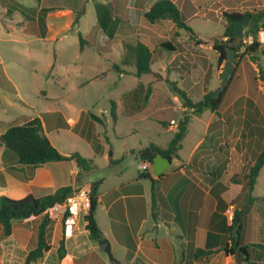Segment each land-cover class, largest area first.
I'll list each match as a JSON object with an SVG mask.
<instances>
[{
  "label": "crops",
  "instance_id": "1",
  "mask_svg": "<svg viewBox=\"0 0 264 264\" xmlns=\"http://www.w3.org/2000/svg\"><path fill=\"white\" fill-rule=\"evenodd\" d=\"M113 1L107 0V3L102 4L113 3ZM155 1L147 0L144 4H139L138 8L132 3L127 4L126 1H123V10L119 20L127 23L133 22V24L142 22L145 23L143 27L154 25L156 27L155 32H157V28H160L170 33V39H164L155 33L150 26L151 32L154 33V38L158 42L154 47L157 45L163 47L161 41H167L172 46V49H170L171 56L168 57L166 63L161 65L159 70L161 72H178L181 78L178 85H181L185 94L196 102L205 93L211 91L207 90L205 85L207 77L209 79L215 78L221 84V73L225 61L218 63L217 52L213 48L214 39L205 44L200 41L197 43L198 40L191 39L193 41L191 46L189 42L179 39L181 35L179 31L178 36L174 35L176 26L172 20L161 19L153 23L146 20L144 22L143 12ZM172 1L182 14L186 11L195 15L199 9L203 10V16L206 18L224 19V21V12H256L264 7V0ZM56 8L43 7L41 9L44 12H46L45 9H49V14L50 11ZM186 19L187 17H185ZM44 23V32L41 31L43 32L41 36L48 33L46 16H44ZM96 26L100 28L98 17ZM103 26L106 30L115 28L114 21L108 19V17L104 19ZM118 27L119 25L116 29ZM141 28L137 39H141L140 41L152 50L151 46L142 39ZM105 33L103 32V34ZM260 33V35L257 33V40L260 43L259 50L261 54L259 55H262V61L251 60L249 54H245L240 60L235 59L234 71L229 76L217 112L206 109L199 115H193L192 109L184 107L178 95L171 96L180 111H182V117L186 114H190L191 117L180 148L177 150V156L170 159V164L163 175L156 176L152 171L151 163L147 168L146 172L151 173V177L157 180L158 185L154 206L156 217L152 215V180L140 177L139 174L143 172L141 169L133 177L121 178L120 176L117 184L105 193L99 192L100 186L104 185V181L101 180L98 187L97 208L100 206L106 214L104 229L96 216L95 218L103 236L110 240L112 250L115 244L122 247L123 259H118L119 264H264V198L260 193H257L256 196H252V199H250V204L255 202L253 207L246 203L248 195L246 175L255 158L264 148V100L259 99L264 91L263 82L258 77V64L264 72V29ZM109 39L111 42V38ZM218 39L225 40L226 37L222 35ZM242 39L246 44L252 41L251 36H243ZM205 48H210L215 52V67L212 58H207L201 51ZM155 59L152 50L151 66ZM246 62L255 71L256 82H250ZM211 72H213V77ZM141 85L140 82L138 87L142 88ZM177 88L180 89V87ZM156 93H159L160 96L158 90L151 89L142 110H145L147 105L152 104L153 96ZM198 95L201 96L199 99H193L194 96ZM164 96L163 99L159 97L158 103L162 104L169 101V98L165 96L164 99ZM160 107L159 104L155 106L156 109ZM207 112L210 113L207 115ZM204 115L206 116L204 117ZM171 120L174 122L170 123ZM160 121L165 122L166 120L160 119ZM178 122L173 118L167 121L168 129L172 130L173 135L165 145L152 143L167 147L178 129ZM67 123L70 125L75 124L71 118H67ZM255 138L256 142L252 143L251 141ZM258 139H260L259 144ZM7 150L4 146L0 147V160L3 163H5L3 157L7 155ZM142 162L145 161L141 160ZM141 163H139L138 169ZM43 165L44 167L55 165L54 172L49 169L46 173V180L49 182L47 184L53 185L55 181L59 182L57 185H53L54 187L72 184L70 178L66 179L67 174L69 176L74 173L80 174L79 168L73 159L47 162ZM5 166L10 165L5 163ZM36 169L33 171L35 174ZM263 170L264 166L261 168L256 181ZM83 183L85 184V182ZM43 184L44 181L41 182V187H43ZM84 184L75 185L72 190ZM5 188H3V191L6 192L5 194L8 197L20 198L29 193L39 197L29 189L19 192L15 189V186L7 185ZM241 209L244 214L242 215L239 247L246 249V253H241L238 250L235 254L227 253L223 248L227 242L229 243L228 248L231 247L228 226L232 221L234 211ZM39 215L42 216L43 213ZM39 215L13 221L11 234L0 239V264H25L26 255L35 246L37 238L36 235L34 246L28 247L31 238L29 222L33 218L39 217ZM249 217L252 218L250 223H248ZM243 220H245V223L247 222L245 226ZM85 225L86 221L83 223L84 228L77 223L74 231V234L77 232L76 239L79 240V237H81L83 249L77 250L72 247L69 250L66 239H64L66 255L62 260L58 259L57 249L56 259L48 256L52 249L50 243V249L44 253L43 257L29 264H94L98 260L100 261H98L99 264H108L107 260L100 257V254L96 252L97 249H100L99 244L89 239ZM55 226H52V231ZM57 228L61 231L59 226ZM0 230L2 232L1 225ZM252 243H260L262 246L252 245ZM196 248L205 250L219 248V250L210 256L208 261L203 262L194 259L193 253ZM94 253L96 255L95 259H93ZM18 254H21V259ZM188 254H190L192 261L186 257Z\"/></svg>",
  "mask_w": 264,
  "mask_h": 264
},
{
  "label": "rangeland",
  "instance_id": "2",
  "mask_svg": "<svg viewBox=\"0 0 264 264\" xmlns=\"http://www.w3.org/2000/svg\"><path fill=\"white\" fill-rule=\"evenodd\" d=\"M114 1L110 7L113 19L122 14L123 1L138 8L139 4H144L147 0ZM97 3H107V0H0V125L37 118V124L60 153L70 155L79 152L92 159L95 164V168L82 171L79 175L67 174L66 179L72 180L69 186L72 188L84 184L83 182L102 180L104 185L100 186L99 192L105 193L117 184L120 176L133 177L138 173L141 159L137 156V151L141 147L151 142L165 145L171 138L173 132L168 129L167 121L173 118L178 122L183 114L171 96H179L175 92L177 87L181 90L184 88L178 85L181 79L178 72L159 70L172 53L166 47H154L158 43L150 28L151 26L155 32L154 25L143 27L145 23L142 22L139 25L119 20L118 29L106 30L111 42L103 39L97 44L98 48L89 45L81 47L80 35L92 40L96 34ZM53 6L57 8L49 14L41 9L54 8ZM197 12L195 15L183 12L187 17L185 23L193 34L181 29L179 39L192 46L191 39L205 44L223 35L224 19L206 18L203 10L198 9ZM44 16L49 28L46 37L41 36V18ZM140 28L142 39L151 46L156 59L151 72L138 77L134 74L132 41L138 38ZM155 33L164 39H170V33L165 29L157 28ZM185 47L187 48L186 44ZM201 51L207 58H212L215 67V52L210 48ZM258 61H262V55H259ZM211 75L213 77V72ZM6 79L16 91L7 89L9 84ZM140 82L142 88L138 87ZM205 85L207 90L217 91L220 87L215 78L208 77ZM148 87L150 91L158 90L160 96L159 93L156 95L161 99L165 95L169 101L158 103L160 98L154 95L152 104L142 110L147 102L144 101V96ZM200 97L194 96L193 99ZM153 104L161 107L156 109ZM67 118L74 120L75 124L67 123ZM160 119L166 121L162 123ZM251 142L255 143L256 138ZM6 154L3 160L10 166H5L0 160V196H8L3 191L7 185L15 186L19 192L29 189L38 196L54 193L62 187L53 186L58 181L53 185L47 184L46 173L49 169L54 172L55 165H24L18 162L13 151L7 150ZM35 168L36 174L33 173ZM261 174L251 195L260 193L264 198V170ZM246 203L250 204L249 198ZM253 204L255 202L250 206L253 207ZM95 216L104 229L106 214L100 206ZM41 218L39 215L29 222L31 238L28 247L35 244L37 224ZM243 221L245 226L247 222ZM251 221L252 218L249 217L248 223ZM83 223V218L79 217L78 225L84 228ZM52 226L54 225H49L47 234L52 247L48 256L56 259L61 234L57 226L52 231ZM76 236L77 232L66 239L69 250L72 247L83 249L81 237L78 240ZM2 237L0 230V239ZM97 250L100 257L112 264L101 249ZM113 253L117 259H123L122 247L119 245L113 246ZM19 256L21 259V254ZM186 257L192 261L190 254ZM95 258L94 253L93 259ZM98 261L94 264H99Z\"/></svg>",
  "mask_w": 264,
  "mask_h": 264
},
{
  "label": "trees",
  "instance_id": "3",
  "mask_svg": "<svg viewBox=\"0 0 264 264\" xmlns=\"http://www.w3.org/2000/svg\"><path fill=\"white\" fill-rule=\"evenodd\" d=\"M114 2V1H113ZM112 3L102 4L97 3L95 5L98 17V23L100 28H95V36L92 40L79 36L80 45L83 47L84 45H89L93 47H99V44L103 39L106 41H110V37L105 33L106 28H104V19L108 17V19L114 21V25L116 29L119 21V17L113 19L110 11V7ZM49 9H45L48 11ZM247 15H251V21L248 24V27L244 30V37L251 36L252 41L246 44L243 39L240 40V43L236 45V35L234 31L235 21L239 18H245ZM223 16L225 18V28L223 32V36L226 37L225 40L214 39L213 40V48L217 52V60L218 63H222L226 60V48L228 46H235L236 48V60L242 59L245 54L250 55V59L254 61H258L259 54L261 51L259 50L260 43L257 40V33L261 28H264V7L256 12H224ZM143 17L148 22H155L161 19H170L174 22L176 26V31L174 32L175 36H178V31L181 29H185L193 34L192 29L185 23V17L177 7V5L172 0H156L146 11L143 12ZM44 17L41 18V31L44 32ZM103 29V30H102ZM101 30L105 33H100ZM41 32V33H43ZM99 35V36H98ZM97 37V38H96ZM109 37V38H108ZM199 40L197 41V43ZM161 45L163 47L172 49V46L166 41H161ZM110 48V46H108ZM132 49L134 50V66L135 72L134 74L138 77L143 75L144 73L151 71V63H152V50L146 45L144 42L136 39L132 41ZM241 53L239 54V51ZM247 74H249L250 82H256L255 71L251 66L246 62ZM258 77L263 82V91H264V72L260 68L258 64ZM9 84V91H16L11 82L6 79ZM177 93L182 99V104L186 108L192 109L193 115H199L204 110L210 109L211 111H218V107L222 101L223 94L225 89L221 92L211 90L204 94V96L198 100L193 101L190 99L183 90L176 88ZM150 93V87L146 89V93L144 96V101L148 99ZM260 100H264V94L259 96ZM191 115H184L181 120L178 122L177 131L168 143L167 147H161L155 143H149L146 146L141 147L137 151V156L144 161L152 162L153 158L157 155L166 156L169 159H172L174 156H177V150L180 148L181 141L185 136L187 131V124L190 120ZM37 118L27 119L25 121L20 120L18 122L9 123L8 125H0V147L4 146L6 149L13 151L17 156V160L19 163L24 165H32L33 167L37 165H41L47 162L53 161H63L73 159L78 168L79 172L89 171L95 167V164L92 159L83 156L79 152L72 153L70 155H64L58 151L56 147L52 145L50 140L44 131L39 127V123L37 124ZM17 123V124H16ZM163 123V122H162ZM264 166V149L258 154L255 162L249 168L247 173V181H248V195L247 200L249 198L252 199L251 192L254 188V184L256 182V178ZM147 170L143 171L139 174L140 177L150 178L152 180V215L156 217L154 213V206L156 200V194L158 190L157 180H154L151 177V173ZM163 175V174H162ZM160 175V176H162ZM101 183V180L85 183L83 186L87 187L90 191L91 197V205L88 213L85 216L86 221V230L88 231V237L90 240L99 243L105 237L102 234L101 229L98 226V223L95 218L96 208L98 205V187ZM72 191V188L67 186H62L54 193L35 197L32 194H26L20 198H11L5 195L0 196V225L2 228L3 236H8L12 232V223L14 220L27 219L32 216H36L41 214L40 210L45 209L50 204L62 200L65 196H67ZM244 211L235 210L232 221L228 226V231L230 232V242L231 247L228 248V242L224 246V250L227 253L235 254L238 250L239 252L246 253V249L239 247V237L242 229V215ZM49 220L43 214L42 218L37 227V238L35 246L30 249L25 258V264H29L30 262H35L41 259L45 252L50 249V243L47 239ZM252 245H260V243H252ZM247 247V246H246ZM218 249L215 250H205L202 248H196L193 253V257L195 260L206 262L209 257L216 253ZM66 255L64 239L61 238L57 247V256L59 260H62ZM202 257V258H200Z\"/></svg>",
  "mask_w": 264,
  "mask_h": 264
},
{
  "label": "built area",
  "instance_id": "4",
  "mask_svg": "<svg viewBox=\"0 0 264 264\" xmlns=\"http://www.w3.org/2000/svg\"><path fill=\"white\" fill-rule=\"evenodd\" d=\"M261 28L258 33L261 34ZM173 123V120H171ZM150 162H142L140 169L147 170ZM91 205L90 191L85 186L72 190L62 200H58L43 210V214L49 220V224L59 226L61 237L67 239L73 236L79 217L85 221V216Z\"/></svg>",
  "mask_w": 264,
  "mask_h": 264
},
{
  "label": "water",
  "instance_id": "5",
  "mask_svg": "<svg viewBox=\"0 0 264 264\" xmlns=\"http://www.w3.org/2000/svg\"><path fill=\"white\" fill-rule=\"evenodd\" d=\"M251 21V15H247L245 18H239L235 21L234 31L236 35V45L240 43V40L243 38L244 29L248 26ZM236 59V48L235 46H228L226 48V60L224 62L223 72L221 73V84L220 87L217 89L218 92H221L225 89L228 81L229 76L234 71V62ZM170 159L166 156L157 155L153 158L151 162V168L153 173L156 176H160L164 173L165 169L169 166ZM43 212V209L40 210ZM100 249L107 255L108 260L112 264H119V260L115 257L111 242L108 238H104L99 243Z\"/></svg>",
  "mask_w": 264,
  "mask_h": 264
}]
</instances>
